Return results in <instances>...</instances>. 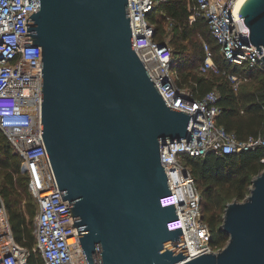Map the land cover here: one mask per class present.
<instances>
[{
    "label": "water",
    "instance_id": "obj_1",
    "mask_svg": "<svg viewBox=\"0 0 264 264\" xmlns=\"http://www.w3.org/2000/svg\"><path fill=\"white\" fill-rule=\"evenodd\" d=\"M38 3L25 25L42 49V137L87 264H264V171L227 205L226 246L183 262L182 227L167 226L175 204L160 201L171 195L161 149L190 140L196 117L166 104L139 59L128 0ZM238 16L264 67V0Z\"/></svg>",
    "mask_w": 264,
    "mask_h": 264
},
{
    "label": "built area",
    "instance_id": "obj_2",
    "mask_svg": "<svg viewBox=\"0 0 264 264\" xmlns=\"http://www.w3.org/2000/svg\"><path fill=\"white\" fill-rule=\"evenodd\" d=\"M165 0H128L133 32V47L166 104L191 114L190 140L167 143L161 161L169 179L171 195L161 205L175 204L178 220L168 229L182 227L189 255L183 262L222 248L212 244L209 224L203 219L201 194L184 156L205 157L238 153L264 146V133L240 141L217 123L222 109L218 92L211 90L194 98L188 89L176 84L173 50L168 41L155 39V24L150 21ZM239 0H193L189 23L204 19L219 47L221 57L240 69L253 70L261 65L262 54L251 43L245 18H239ZM39 10L38 0H0V130L22 159L20 171L28 176V190L39 206L35 218V249L46 264H87L78 228L73 226L68 199L63 200L42 137V49L32 45L27 19ZM170 17L163 11L155 18ZM205 58L201 74H223L234 92L250 80L243 74L222 71L213 52L203 39ZM264 163V159H262ZM0 250L3 264H27L28 251L19 245L12 231L9 213L0 194ZM5 256H8L5 258Z\"/></svg>",
    "mask_w": 264,
    "mask_h": 264
},
{
    "label": "trees",
    "instance_id": "obj_3",
    "mask_svg": "<svg viewBox=\"0 0 264 264\" xmlns=\"http://www.w3.org/2000/svg\"><path fill=\"white\" fill-rule=\"evenodd\" d=\"M193 0H165L158 12L163 11L173 22V70L178 67L176 84L188 89L194 98H200L211 90L218 92L217 104L222 111L217 118L219 126L238 140H247L264 133V67L253 70L240 69L223 60L219 47L211 37L204 19L189 23ZM166 17L150 21L155 24V39L164 42ZM203 39L213 52L214 61L222 71L243 74L250 80L234 92L223 74H201L205 53ZM7 138L0 130V194L9 213V220L16 242L29 255L27 264H46L41 253L35 249L36 238L33 222L37 208L29 210L33 197L28 190V176L20 172L21 157L14 155ZM264 146L232 154L218 155L211 152L205 157L184 156L182 163L190 170L201 194L203 219L209 224L212 244L223 248L229 236L222 231L223 216L228 204L242 202L249 194L253 179L264 171ZM29 211L26 213L23 207Z\"/></svg>",
    "mask_w": 264,
    "mask_h": 264
},
{
    "label": "rangeland",
    "instance_id": "obj_4",
    "mask_svg": "<svg viewBox=\"0 0 264 264\" xmlns=\"http://www.w3.org/2000/svg\"><path fill=\"white\" fill-rule=\"evenodd\" d=\"M188 2L189 1H191V0H187ZM157 13H158V11H156L155 13H154V15H156L157 16ZM164 25V39L166 40V41H168L169 42V37H171L172 36V34H173V27L172 26H170V25H168V24H163ZM170 47L171 48H173V45H170ZM177 71H178V67H176L175 68V70H174V74H176L177 73ZM12 153L14 154V155H18L15 151H12ZM21 164H22V160H21ZM21 172V171H20ZM22 173V172H21ZM33 207H35V208H37V214H38V211H39V206H38V203H37V201L33 198V197H31V199H30V207H29V210H31ZM23 210L26 212V213H28V215H29V211L25 208V205H24V207H23ZM37 216V215H36ZM36 218V217H35ZM35 218H34V222H33V227H34V225H35Z\"/></svg>",
    "mask_w": 264,
    "mask_h": 264
},
{
    "label": "bare ground",
    "instance_id": "obj_5",
    "mask_svg": "<svg viewBox=\"0 0 264 264\" xmlns=\"http://www.w3.org/2000/svg\"><path fill=\"white\" fill-rule=\"evenodd\" d=\"M244 1H245V0H239V2H238V7H240Z\"/></svg>",
    "mask_w": 264,
    "mask_h": 264
}]
</instances>
